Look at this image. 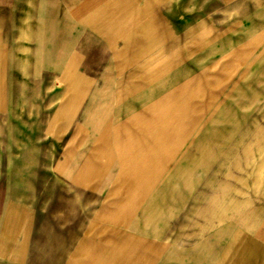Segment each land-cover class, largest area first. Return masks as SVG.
I'll use <instances>...</instances> for the list:
<instances>
[{"label": "crops", "instance_id": "0c3cea01", "mask_svg": "<svg viewBox=\"0 0 264 264\" xmlns=\"http://www.w3.org/2000/svg\"><path fill=\"white\" fill-rule=\"evenodd\" d=\"M262 73L264 0H0L1 261L140 264L151 241L128 232L126 203L183 150L158 139ZM25 149L63 155L27 181L8 159ZM247 244L264 264V217Z\"/></svg>", "mask_w": 264, "mask_h": 264}, {"label": "rangeland", "instance_id": "374dc122", "mask_svg": "<svg viewBox=\"0 0 264 264\" xmlns=\"http://www.w3.org/2000/svg\"><path fill=\"white\" fill-rule=\"evenodd\" d=\"M257 79L249 77L248 83L264 84V73ZM23 109L30 112L31 105L25 103ZM195 115L182 119L177 114L175 133L158 139L183 150L169 153L177 154L178 162L153 180L151 198L126 203L134 213L128 232L151 241L150 249L139 247L140 264H239V257L250 264L254 258L251 249L242 247L254 239L264 217V86L232 87L216 99L214 111L205 109L198 119ZM31 124L24 121L25 127ZM39 125L47 127V121ZM30 138L25 136V145ZM39 139L47 143L46 136ZM62 155L25 149L9 152L8 159L22 157L27 180L33 166L40 174H53ZM115 202L105 200L104 206L116 208ZM64 203L56 201V223L62 227L65 216L58 208ZM6 259L15 258L0 257V264H18L1 261Z\"/></svg>", "mask_w": 264, "mask_h": 264}]
</instances>
